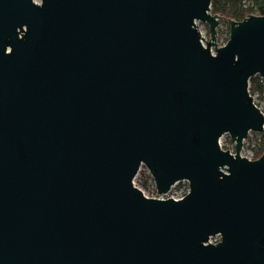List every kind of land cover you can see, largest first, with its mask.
<instances>
[{
	"label": "water",
	"instance_id": "obj_1",
	"mask_svg": "<svg viewBox=\"0 0 264 264\" xmlns=\"http://www.w3.org/2000/svg\"><path fill=\"white\" fill-rule=\"evenodd\" d=\"M210 4L0 0V264H264V14Z\"/></svg>",
	"mask_w": 264,
	"mask_h": 264
},
{
	"label": "trees",
	"instance_id": "obj_2",
	"mask_svg": "<svg viewBox=\"0 0 264 264\" xmlns=\"http://www.w3.org/2000/svg\"><path fill=\"white\" fill-rule=\"evenodd\" d=\"M210 12L213 15L219 16L229 30L230 20H242L250 14L263 15L264 14V0H211ZM208 34V32H207ZM249 92L262 93L264 95V80L258 75H253L249 79ZM264 113V111H262ZM264 151V134L254 151L253 159L258 158ZM148 178L151 176L148 174ZM142 185L147 184V179H142Z\"/></svg>",
	"mask_w": 264,
	"mask_h": 264
},
{
	"label": "rangeland",
	"instance_id": "obj_3",
	"mask_svg": "<svg viewBox=\"0 0 264 264\" xmlns=\"http://www.w3.org/2000/svg\"><path fill=\"white\" fill-rule=\"evenodd\" d=\"M199 25L200 29L202 30L204 36L206 39L209 38V34H207V24L202 23V22H197ZM225 23L220 20V27L224 28ZM218 26V28H220ZM217 28V29H218ZM254 98L256 99L257 103L261 107L262 111H264V95L259 92H255ZM263 133L262 132H249L248 135L246 136V139L244 141V148L241 150L243 155H251V153L255 150V147L257 146V143L259 140L262 138ZM220 146L223 149H229L234 147V143L231 142L230 137L228 134H224L220 138ZM149 174L147 168L144 165H141L138 173L136 174L134 178V183L135 185H141L143 191L145 194L151 195L153 193V180L151 181L150 178L147 177ZM150 175V174H149ZM147 179V184L144 186L142 185L141 181L142 179ZM188 188V182L187 181H180L176 185H174V190L176 191H186Z\"/></svg>",
	"mask_w": 264,
	"mask_h": 264
},
{
	"label": "built area",
	"instance_id": "obj_4",
	"mask_svg": "<svg viewBox=\"0 0 264 264\" xmlns=\"http://www.w3.org/2000/svg\"><path fill=\"white\" fill-rule=\"evenodd\" d=\"M35 2H38L39 0H34ZM219 27H220V23H219ZM218 28V27H217ZM228 36H229V30H227V27H226V25L224 26V28H222V27H220V28H218L217 29V35H216V39H217V42L218 43H220V42H222L223 40H225V39H227L228 38ZM202 44L203 45H205V41H202ZM214 46H211L210 47V50H211V53L212 54H214L215 53V50H214ZM255 95V93H253V96ZM260 133V132H259ZM262 133L264 134V130L262 131ZM246 139V138H245ZM245 139H243V142L245 141ZM261 140V139H260ZM260 140H259V142H260ZM259 142L257 143V146H258V144H259ZM257 146L255 147V150L257 149ZM244 148V144H243V146L241 147V150ZM254 150V151H255ZM254 151L251 153V155H249V156H253L254 155ZM138 173V172H137ZM153 179L151 178V181H152ZM181 181H185V180H181ZM180 182V181H179ZM179 182H177V183H179ZM176 183V184H177ZM176 184H174V185H176ZM174 185H172L170 188H169V190L168 191H166L165 193H161V194H159L157 191H156V188H155V185H154V183H153V193L151 194V195H153V196H163V195H168V194H187L188 193V191H189V186H188V188L186 189V191H176V190H174Z\"/></svg>",
	"mask_w": 264,
	"mask_h": 264
}]
</instances>
